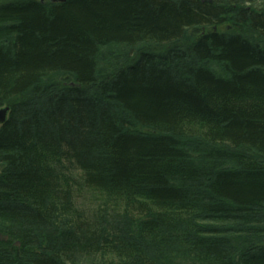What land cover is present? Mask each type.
I'll return each mask as SVG.
<instances>
[{
    "label": "trees",
    "instance_id": "1",
    "mask_svg": "<svg viewBox=\"0 0 264 264\" xmlns=\"http://www.w3.org/2000/svg\"><path fill=\"white\" fill-rule=\"evenodd\" d=\"M4 106L0 264H264V0H0Z\"/></svg>",
    "mask_w": 264,
    "mask_h": 264
},
{
    "label": "rangeland",
    "instance_id": "2",
    "mask_svg": "<svg viewBox=\"0 0 264 264\" xmlns=\"http://www.w3.org/2000/svg\"><path fill=\"white\" fill-rule=\"evenodd\" d=\"M0 170H1V166H0ZM88 197L89 196L87 195V197L85 198V200L82 199V202H80L81 203L80 205L83 206V207H85V208H87V209H93V207L95 206V202H94L93 198H89L88 199ZM87 259L88 258H86V257L79 258V262L77 264H87V262H88Z\"/></svg>",
    "mask_w": 264,
    "mask_h": 264
},
{
    "label": "water",
    "instance_id": "3",
    "mask_svg": "<svg viewBox=\"0 0 264 264\" xmlns=\"http://www.w3.org/2000/svg\"><path fill=\"white\" fill-rule=\"evenodd\" d=\"M9 111V106H4L0 108V123H3L7 119V114ZM9 238V234H4L0 232V239L7 240Z\"/></svg>",
    "mask_w": 264,
    "mask_h": 264
}]
</instances>
